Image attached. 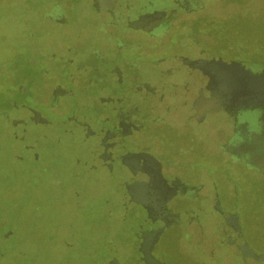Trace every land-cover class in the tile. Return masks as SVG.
<instances>
[{
  "label": "flooded vegetation",
  "instance_id": "af4514ba",
  "mask_svg": "<svg viewBox=\"0 0 264 264\" xmlns=\"http://www.w3.org/2000/svg\"><path fill=\"white\" fill-rule=\"evenodd\" d=\"M0 11L18 25L0 51L9 158L26 178L31 167L59 186L67 173L97 185L106 204L62 197L68 219L32 261L0 216V261L264 264V0H0Z\"/></svg>",
  "mask_w": 264,
  "mask_h": 264
},
{
  "label": "rangeland",
  "instance_id": "374dc122",
  "mask_svg": "<svg viewBox=\"0 0 264 264\" xmlns=\"http://www.w3.org/2000/svg\"><path fill=\"white\" fill-rule=\"evenodd\" d=\"M15 18L14 12L0 11V51L3 53H6L8 47L13 44L14 33L18 28ZM1 138L0 136V194L8 195V197H0V216L6 219L9 226L13 228L14 239L19 248L28 251L30 253L29 260L32 261L39 253L49 252L48 246H40L39 241L42 242L43 239H46L54 226H62L68 219V213H59L68 209L60 206L59 200L62 197L93 196L92 198L98 199L94 211L105 208L106 204L103 201L105 197L96 196L99 194L97 185L87 187L74 180L68 173L64 176L66 182L61 186L56 183L54 174H50L46 180H40L37 177L38 170L31 167H29L32 171L31 176L23 177L20 175L21 166L9 158L10 147L16 149L17 146L15 144L8 145ZM1 146H4L3 150ZM12 197H17L16 205H14L16 202L10 199ZM107 199H109V206L113 207L112 198L108 197ZM6 201L9 203L4 205ZM36 203L41 204V213L33 215V205ZM112 228H116V223ZM37 237L39 245H35ZM8 249L9 245L0 240V251L7 252ZM26 263L27 259L17 260L10 253L6 260L0 261V264Z\"/></svg>",
  "mask_w": 264,
  "mask_h": 264
}]
</instances>
